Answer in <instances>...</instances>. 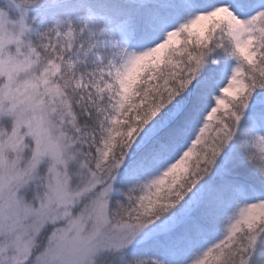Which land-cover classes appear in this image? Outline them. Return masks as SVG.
Listing matches in <instances>:
<instances>
[{
	"label": "snow or ice",
	"instance_id": "obj_1",
	"mask_svg": "<svg viewBox=\"0 0 264 264\" xmlns=\"http://www.w3.org/2000/svg\"><path fill=\"white\" fill-rule=\"evenodd\" d=\"M0 264H264V0H0Z\"/></svg>",
	"mask_w": 264,
	"mask_h": 264
}]
</instances>
